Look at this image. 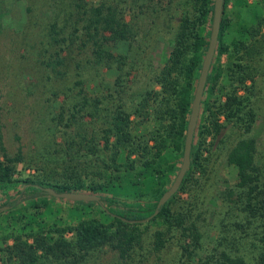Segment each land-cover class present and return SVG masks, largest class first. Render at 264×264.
Masks as SVG:
<instances>
[{
  "label": "rangeland",
  "instance_id": "1",
  "mask_svg": "<svg viewBox=\"0 0 264 264\" xmlns=\"http://www.w3.org/2000/svg\"><path fill=\"white\" fill-rule=\"evenodd\" d=\"M178 1L151 0V5H155L157 9L150 14L146 13L144 19L146 21L154 19L155 23H151L149 29L147 26L145 31H142L140 27L144 22L140 21V14H137L134 22L141 23V26L135 27L138 31L136 33L134 30L135 37L130 45L127 39H119L116 44L114 41L111 44L116 54L139 55L135 61L130 58L122 67L123 76L127 70L130 86L123 96L128 105H133L137 101V96L129 97V93L135 95L151 87V102L150 98L148 100L150 113L147 124H143L150 130L156 128V119L151 113L154 103L160 101L162 94L160 93L162 85L157 75L172 49L168 40L171 35L166 24L179 18V12L177 13L174 7ZM193 1L186 0L187 14L191 19L195 16ZM138 3L136 2L137 5ZM28 5L37 6V0H2L1 6L5 13L3 17H9L6 23L0 25V158L3 159L5 153L9 156L20 153L23 158L13 162L15 166L13 180L0 181V206L8 205L0 210V264H19V256L7 250L19 236L31 243L37 234L71 238L74 233L69 227L76 225L80 220L97 217L105 223L114 221L112 215L101 205L106 204L104 200L101 203L95 199L77 201L40 192L34 195L26 188L20 192L26 180L27 183H41L43 186L65 184L78 191L109 195L113 197L112 206L123 210L127 204L138 202L145 204L154 198L151 189L154 175L150 169L153 162L157 168L161 167V171H164L162 174L164 180L161 184L168 188L182 159L180 148L175 150L169 147L155 157L149 168V165L139 164V154L136 150L130 154L133 161L127 160L128 153L125 148L119 152L116 162H113L109 158L111 149H105V137L101 136L103 132L97 138V142L100 143L99 150L95 154H89L86 145L83 144L89 141V137L84 136L85 129L90 131L94 122L102 119L100 117L104 113V107L110 103L102 98L97 103L100 108V114L97 116H91L84 111L96 107L92 98L100 97L99 89L102 88L105 77L112 79L115 76L114 71L99 67L98 77L95 78L92 68L90 76H86L87 72H80L79 75L84 79L83 83L75 84L73 81L76 75L73 69H76L77 55L69 62L68 74L63 77L52 71L50 66L46 69L35 55V49L32 48L30 51L27 44V38L32 40L38 31L34 21L40 19L38 13H34V6L32 11H27ZM132 11L125 15L129 21H133L132 16L135 15ZM171 17L173 19L170 20ZM224 17L225 41L230 43V47L214 60L219 78L209 83L199 120V131L194 139L193 150L198 154V159L191 165L183 188L176 192L170 202L172 216L177 213L183 215L186 218L185 224L207 208H220L222 188L229 187L235 182V168L228 161L227 154L238 139L249 136L256 139V160L264 167V0H228ZM255 25L256 32H253L251 26ZM245 28L247 30H244ZM233 38L245 42L239 52L234 51L231 44ZM147 54L151 56L150 66L141 60L142 57H150ZM45 59L48 60L47 57ZM237 62L247 66L245 80H240L241 74L240 79L229 77L230 67L235 66ZM251 75L253 77L255 75L258 83L256 88L259 94L256 97L248 89L252 80ZM58 83L66 86H58ZM232 87L241 97L238 103L241 115H233L227 120L226 110H223L222 106L223 103H227V93ZM259 87L261 88L258 89ZM79 88L81 92L78 91ZM68 89L72 96L66 95ZM73 104H76V107L71 110ZM251 105L254 108V117L249 114ZM61 106L65 107L62 111L64 119L52 124L56 120L51 117L53 113L60 112ZM236 108V105H233L228 110L234 113ZM71 111L75 113V120L81 119L80 130L65 124V118L68 119ZM131 117L133 120L137 119L134 113ZM213 119L220 124L218 127L212 125ZM148 135H151L148 141L152 147L154 144L152 137L155 134ZM107 137L108 143L114 141L112 134ZM70 147L71 151L76 153L78 171L73 177L70 172L64 170L67 160H64L65 149ZM119 163L125 165L120 170L116 168ZM6 198L16 200L15 206L9 203L2 204ZM207 212L211 220L208 226L209 235L212 236L217 232L214 227L211 228L214 215ZM131 222L130 226L139 233L131 258L119 256L116 249L106 244L85 255L86 264H154L156 261L159 264H190L189 261L180 260V243L184 238L187 242L191 241L190 237L183 234L182 225L174 221L173 224H167L161 217ZM205 222V219L199 218L200 228L205 227L203 226ZM157 231H162L165 239V246L159 253L153 249ZM208 247H211L210 243ZM208 247L205 246V249ZM41 251L37 250L39 253ZM203 252L207 253L205 250ZM47 264L58 263L53 258Z\"/></svg>",
  "mask_w": 264,
  "mask_h": 264
},
{
  "label": "trees",
  "instance_id": "2",
  "mask_svg": "<svg viewBox=\"0 0 264 264\" xmlns=\"http://www.w3.org/2000/svg\"><path fill=\"white\" fill-rule=\"evenodd\" d=\"M227 1L223 0L217 44L207 74L193 135L190 165L178 189L159 207L157 214L151 217V220L161 217L167 224H173L174 221L182 225L184 228L183 234L190 237L191 241L187 242L184 238V241L180 243V260L189 261L190 264H264V167L256 160L257 145L253 136L238 139L228 150L227 159L235 168V182L229 187L222 188L220 208L205 209L214 215L211 228L214 227L217 231L215 234L209 235L210 228L208 226H210L211 220L205 210L195 215L194 219L188 220V223L185 224L186 218L178 213L172 216L170 207V202L176 192L182 189L184 183H186L191 165L198 159V154H195L193 150L194 139L199 131V120L203 112L209 83L211 80L216 81L219 78V71L214 60L230 47V43L225 41L226 19L224 14ZM136 2L138 3L139 0H37V6H33L35 7L34 13H38L40 18V21H34L38 31L33 35L32 40L27 38V44L30 51H32V48L35 49V55L46 69L50 66L52 71L62 77L68 74L69 62L77 55L76 69H73L76 75L73 81L75 84L83 83L84 79L79 75L80 72H87L86 76H90L93 68V76L96 78L99 74L97 70L99 67L114 71L115 76L112 79L105 77L102 88L99 89L100 97L92 98V102L96 107L84 111V113L91 116H97L100 114L97 103L102 98L110 103V105L107 104L104 107V113L100 117L102 119L95 121L90 131L85 129L84 136L86 138L88 136L89 141L83 144L86 145L89 154H95L100 147L97 138L103 132L101 136L105 137V149H111L109 158L113 162H116L117 157H119L118 154L120 155L121 151L126 148L127 160L133 161L130 159V154L136 150L139 154V164L149 165L150 168L155 157L169 147L175 150L180 148L183 154L191 101L208 46L214 0H194L192 7L195 16L192 19L187 14L186 0H179L174 5L180 16L178 19L171 17L170 20L173 19L174 21H168L166 24L171 35L168 40L172 45V49L157 75L162 85L161 92H159L162 94L160 101L153 105L154 109L151 115L156 119V128H151V130L143 126V124H147L150 113L148 100L150 98L151 102V87H148L146 91H139L135 95L129 93V97L137 96V101L133 105H128L125 101L126 98L123 96L130 86L127 80V70L123 76L122 67L126 65L130 58L135 61L139 58V55L136 53L134 55H120L116 54L111 48L112 42L114 41V44H116L119 39H127L130 45L135 37V31L136 33L138 31L135 27L141 26V23L134 22L137 14H140V21L144 22L143 26L140 27L142 31H145L147 26L149 29L151 23H155L154 19L152 21L151 19L147 21L144 19L146 13L150 14L151 11L157 9L155 5H151V0H142L138 5ZM169 4H171L170 1ZM1 6L2 0H0V25L6 23L9 17H3L5 13ZM33 6L28 5L26 7L27 11H32ZM136 6L137 9H135ZM131 11L135 12V15L132 16L133 21H129L125 17L126 13ZM258 24L257 20L256 25ZM256 25L251 26L253 32H256ZM244 30H247V28ZM244 43V40H238L237 38H233L231 41L236 52L241 50ZM46 57L48 60L45 59ZM127 58L128 60H126ZM141 60L149 66L151 65V56L142 57ZM246 69V65L237 62L235 66L230 67L229 77L231 76L236 80L241 74L242 79H239L241 81L245 80ZM40 75L42 76V74ZM37 79H39L38 76ZM251 79L248 89L256 97L259 94V90L256 88L258 83L255 75L254 77L251 75ZM58 86L65 87L66 85L58 83ZM245 89L247 90V87ZM78 91L81 92L82 90L79 88ZM65 93L72 96L69 89ZM89 95L93 96L92 94ZM86 97L88 98V96ZM87 98L86 101L89 103L90 101ZM227 99V103H223L222 106L223 110H226L227 120L233 115H241L239 114L241 109L238 106L241 97L237 94V90H234V87L227 93ZM251 103L253 104V102ZM233 105H236V111L230 113L228 109ZM75 107L76 104H73L71 110ZM64 109L65 107L61 106L60 112L53 113L51 119L56 121L52 124L64 119L62 113ZM249 112L250 116L254 117L253 105H251ZM133 113L137 119H132L131 114ZM75 119V113L71 111L68 119L65 118V124L70 128L80 130L79 120L81 119ZM212 125L218 127L220 124L213 119ZM110 134L114 136L112 143H108L107 135ZM148 134H155L152 137L154 138L152 147L148 141L151 135ZM65 151L64 160H67L64 170L70 172L71 177H73L78 173L75 161L76 153L71 151V147L70 149L66 148ZM4 156L3 159L0 158V181L11 182L15 172L13 162L19 161L23 157L20 153L14 156L5 153ZM123 166H125L123 163H119L116 168L120 170ZM156 168L153 162L150 169L152 175H154L151 180V189L153 190L151 191L154 198L145 204L139 202L127 204L125 209L120 210L112 206L113 197L99 194L100 199L97 201L100 203L103 200L106 201L105 205L102 203L101 205L106 212L112 215L114 219L112 223H105L97 217L80 220L76 225L69 227L74 233L71 238L37 234L34 242L31 243L19 236L13 246H10L7 250L19 256V264H47L53 258L58 264H86L85 255L106 244L110 248L116 249L119 256L131 258L134 244L139 237V233L136 232L135 228L130 226L131 221L140 220L151 214L159 197L167 188L161 184L164 180L162 178L164 171H161V167ZM42 186L41 183H27L26 180L20 192L26 188L34 195L38 192L50 194ZM50 186H53L56 190L78 191L65 184ZM5 203L15 206L16 200L6 198L2 204ZM200 217L205 219L206 222L202 223L205 227L200 228L198 224ZM162 234V231H157V238L153 245V249L158 253L165 246V239ZM210 237H213V239H210ZM208 243L211 244L210 248ZM205 246L208 247L207 250ZM38 249L42 251L39 253L37 252ZM203 250L207 253H204ZM156 262L154 264H159L158 261Z\"/></svg>",
  "mask_w": 264,
  "mask_h": 264
},
{
  "label": "water",
  "instance_id": "3",
  "mask_svg": "<svg viewBox=\"0 0 264 264\" xmlns=\"http://www.w3.org/2000/svg\"><path fill=\"white\" fill-rule=\"evenodd\" d=\"M222 10H223V0H214L213 2V16H212V22L210 26V34H209V41L208 46L205 51L200 73L198 75L197 83L194 90V95L191 101V109L188 116L187 121V128L184 138V147H183V154L181 159V164L179 166V169L174 177V180L169 185L168 188H166L161 196L159 197L156 207L154 211L149 214L147 217L142 218L140 220H146L153 217L157 212L159 211V207L178 189L184 174L186 170L188 169L190 165V155H191V147H192V141H193V135L195 131V127L198 120L199 110H200V104L203 96L204 87L206 84L207 74L213 59L215 47L217 44L218 39V33L220 28V21L222 16ZM43 189L48 191L50 194L60 196V197H66L74 200H99L100 195L97 193L92 192H86V191H74V190H56L53 186L50 185H44L42 186ZM8 207V205H1L0 210ZM135 220V219H130Z\"/></svg>",
  "mask_w": 264,
  "mask_h": 264
}]
</instances>
